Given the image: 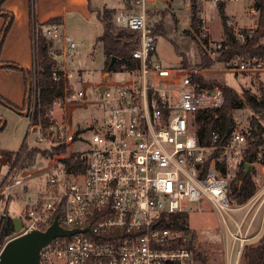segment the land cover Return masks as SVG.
<instances>
[{"label": "built area", "instance_id": "built-area-1", "mask_svg": "<svg viewBox=\"0 0 264 264\" xmlns=\"http://www.w3.org/2000/svg\"><path fill=\"white\" fill-rule=\"evenodd\" d=\"M158 1L129 0L128 8L113 17L115 27L137 38L131 56L138 65L121 68L130 72L129 77L118 74L120 70L110 72L120 77L101 78L90 92H73L67 81L73 79L70 75L53 74L55 81H66L63 98L95 107L98 116L87 128V149L71 159L81 164V170L68 172L64 167L48 177L42 193L20 209L21 228L0 245V252L7 241L32 231L45 232L56 220L61 230L73 233L55 237L42 247L40 264H194L187 238L173 229L170 217L187 214L206 199L225 226L224 217L235 225L229 253L232 257L235 249L239 256L245 240L238 235L247 213L239 221L232 214L247 204L230 203V166L236 169L245 152L252 150L253 166L264 173V136L252 149L249 132L234 128L223 146H217L220 133L213 134L210 146L198 145L197 117L218 109L224 97L220 89L198 84L194 72L167 69L156 61L148 6ZM208 2L214 7L246 2L255 16L250 25H226L239 44L253 37L259 0ZM60 27L46 25L41 31L50 43L60 38L61 47L49 50L53 59H67L75 52L70 37L58 33ZM228 49L226 40L213 43L211 56L217 60ZM226 65L234 74H256L264 71V56L238 55ZM216 151L220 155L213 157ZM23 179L13 171L6 177L10 187L21 185Z\"/></svg>", "mask_w": 264, "mask_h": 264}, {"label": "rangeland", "instance_id": "rangeland-1", "mask_svg": "<svg viewBox=\"0 0 264 264\" xmlns=\"http://www.w3.org/2000/svg\"><path fill=\"white\" fill-rule=\"evenodd\" d=\"M31 1L33 13L35 0ZM42 1L43 8L52 4L65 8L63 26H61L62 21L56 24L61 26L58 33L60 36L62 33L68 35L75 44V52L70 58H54L56 67L61 69L64 66L63 73L66 77L70 75L73 78L67 80L73 92L81 89L90 92L93 86L101 81V76L107 73L103 65L105 57L102 46L96 41L102 34L98 15L104 9H115L116 13L122 11L128 8L129 0ZM148 7V23L158 30L155 37V59L160 66L194 72L206 83L227 85L238 95L247 91L257 100L264 98V71L256 74H234L228 65L216 62H212L205 69L201 68L200 48L205 51L208 58L214 60L211 56V44L226 39L224 23L248 26L254 20L255 16L249 11L246 2L226 4L224 19L219 8L212 6L208 0H161ZM15 10L19 13L18 5L15 6ZM193 13L200 19L197 32L191 27ZM42 29L36 27L40 33ZM60 45L58 38L56 45L55 42L50 43L49 50L55 51L61 47ZM10 54L17 55L18 60L26 57L22 49L17 50L16 47H11ZM57 55H60L59 52ZM26 71L27 74L32 71V64ZM120 73L127 77L130 74L127 70H120L118 74ZM26 78L25 88H30L27 116L20 115L0 102V122L5 124L0 131V150L17 152L25 146V153L13 164L0 157V216L8 213L12 219L18 218L24 203L42 193L50 175L64 169V166L60 165L61 156L73 155L87 149L88 145L85 143L89 138L87 128L98 116L95 107L73 102L69 96H66L51 106L47 115L49 124L45 128L40 126L31 128L36 96L33 81L31 82L29 75ZM20 111L26 110L21 108ZM255 118L264 127V113L256 115L249 108H244L235 110L232 114L234 128L242 133L250 131L252 119ZM61 125L63 128L59 130ZM60 131L63 136H60ZM59 144H64L65 152L59 156H51L54 152L53 148ZM34 150L37 152L33 153ZM29 152H32L31 158L27 157ZM239 166L236 169L230 166L232 181L236 178ZM11 171L15 177H24L20 186L10 187L12 183L6 181ZM249 177L253 183L254 194L245 202L247 206L244 209L232 214L233 218L239 221L247 213L245 223L238 235V238L245 240L239 256L236 255L235 249L232 257L229 253L233 241L230 233L235 234V225L224 217L226 227L211 204L206 199H202L186 214V224L189 229L186 236H190L188 242L196 255L194 264H247L248 250L259 245L264 239V173L259 167L254 166ZM249 223L251 226L247 230Z\"/></svg>", "mask_w": 264, "mask_h": 264}, {"label": "trees", "instance_id": "trees-1", "mask_svg": "<svg viewBox=\"0 0 264 264\" xmlns=\"http://www.w3.org/2000/svg\"><path fill=\"white\" fill-rule=\"evenodd\" d=\"M5 0H0V15L4 18L5 24L0 30V40L4 41L6 34L8 33L11 23L12 16L7 15L1 9L2 4ZM194 8V7H193ZM221 17L224 19V7L219 4L218 6ZM258 16H257V29L251 39L246 41L244 44H239L232 40L231 28L227 27L226 23L223 24V30L226 34V41L229 44V49L217 60L208 58L205 51L200 48L202 54V67L207 68L212 62L226 64L231 59L238 55H248L251 57H263L264 56V45L261 43L264 37V2L259 0L257 5ZM116 14L115 9H104L101 14L98 15V21L102 27V34L96 39L102 46V52L105 57L104 70L107 73L116 72L121 70L122 67L134 68L138 65L137 61L132 59L131 53L137 47L136 35H130L124 30L114 26L113 17ZM61 21L60 17L49 19L45 25L59 24ZM200 25V19L193 13L191 19V27L197 32ZM37 23L32 15V31H31V42H32V71L27 74L18 65L7 63L0 67L5 70H14L24 73L31 82L33 81L34 92L36 96V104L34 106L33 115L31 116V126H40L45 128L49 124L48 112L51 106L57 101L61 100L64 96V87L66 81L60 78L55 81L53 74L57 77H63V73L57 69L56 61L50 56V43L43 35L36 30ZM37 31V32H36ZM157 27H153L152 34L157 36ZM2 41V43H3ZM2 44L0 46L1 51ZM116 59L112 64L111 60ZM27 79V78H26ZM25 82L27 84V80ZM195 81L200 85H204L210 89L218 88L221 90L224 103L216 110L206 111L197 117V129L195 130L196 140L199 146L207 147L212 143V137L214 133H220L221 137L217 143V146H223L229 140V135L226 137L227 131L230 129L233 131L234 123L232 120V114L235 110H241L249 108L254 114L262 115L264 113V98L260 100L255 99L247 91L242 92L238 95L233 89L224 84H208L199 76H194ZM32 90V88H31ZM0 102L12 110L18 112L20 108L13 105L6 99L0 97ZM27 102H24V104ZM251 129L247 136L249 144L252 149H255L261 140L264 132V127L258 121L257 118L252 119ZM5 125L0 130H3ZM51 156H59L65 152L64 144H59L53 148ZM33 153L37 151H32ZM32 152L27 153V157H32ZM25 153V146L20 151L10 152L1 151L0 157L5 158L8 163L13 164L19 161ZM220 155V152L216 151L213 157ZM72 155L70 159H63L61 163L64 165L66 171H79L81 170V164L79 162H72ZM254 152L248 150L244 154L243 162L239 166V170L236 174V178L230 183L227 191L228 198L232 205L244 204L253 194L254 187L249 172L244 175V163H253ZM209 157L206 166L210 159ZM222 172H224V165H220ZM172 227L175 231L179 232L183 238H187L189 229L186 224V214H175L170 217ZM13 224L12 218L5 214L0 216V245L13 235ZM188 249L195 258L196 255L193 249L190 247L189 242L187 244ZM247 264H264V239L262 242L254 248L248 250L247 253Z\"/></svg>", "mask_w": 264, "mask_h": 264}, {"label": "crops", "instance_id": "crops-1", "mask_svg": "<svg viewBox=\"0 0 264 264\" xmlns=\"http://www.w3.org/2000/svg\"><path fill=\"white\" fill-rule=\"evenodd\" d=\"M42 2V0H35L33 13L31 0H5V2L2 4L1 9L4 11V13L12 16V23L2 43L0 51V66L7 63H13L25 69L30 68L32 64V15L38 25L37 28L45 27V23L49 19L56 17L61 18V26H63V23L65 21V8H59L54 4H52L50 7L43 8L41 5ZM16 5H18L19 13H17L15 10ZM4 24L5 20L0 15V30L2 29ZM11 47H16L17 50L22 49V53L25 54L26 57L23 60L16 59L17 55L12 56L10 54ZM61 70L62 72H64V66L61 67L60 71ZM109 75L110 74H108L107 76ZM102 77H104V74L103 76H101V78ZM25 79L26 75L20 71L5 70L0 67V97L6 99L18 108H25L26 110V103L24 104L27 94V89L25 88ZM17 113L23 116H27L23 114V111H18ZM3 125L5 124L1 121L0 129L3 127ZM7 215L9 214L7 213Z\"/></svg>", "mask_w": 264, "mask_h": 264}, {"label": "water", "instance_id": "water-1", "mask_svg": "<svg viewBox=\"0 0 264 264\" xmlns=\"http://www.w3.org/2000/svg\"><path fill=\"white\" fill-rule=\"evenodd\" d=\"M222 16V15H221ZM2 39L0 40V46L2 44ZM116 59H112L111 63H114ZM22 68L24 72L26 69ZM108 73H105L104 79L107 77ZM104 87H101L102 91ZM30 88L27 89L26 98L29 96ZM26 102V111L23 113L24 115H28ZM231 130L229 129L226 133V137L229 135ZM252 163H244V175L248 173L249 170L253 169ZM13 231L14 233H18L21 228V220L19 218L12 219ZM71 232H64L61 230L56 220L53 224L45 231H32L31 233L15 237L5 243L1 252H0V264H40L39 261V252L42 247L48 244L53 238L58 236L70 235ZM190 240V236L187 237V241Z\"/></svg>", "mask_w": 264, "mask_h": 264}]
</instances>
